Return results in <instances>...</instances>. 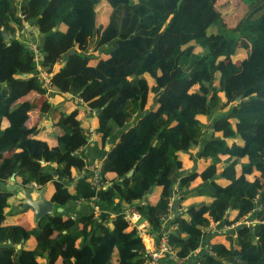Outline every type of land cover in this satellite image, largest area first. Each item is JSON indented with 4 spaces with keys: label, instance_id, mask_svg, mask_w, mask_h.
Here are the masks:
<instances>
[{
    "label": "trees",
    "instance_id": "trees-1",
    "mask_svg": "<svg viewBox=\"0 0 264 264\" xmlns=\"http://www.w3.org/2000/svg\"><path fill=\"white\" fill-rule=\"evenodd\" d=\"M218 1L0 0V264H142L145 246L124 209L133 206L156 235L173 195L183 207L201 199L167 224L179 258L199 248L211 222L254 213L255 222L211 238L212 252L193 264H264V0H241L233 26ZM25 24L31 40L18 34ZM30 93L79 98L97 109L98 136L118 135L100 162L105 188L92 187L78 153L89 141L81 108L61 104L49 145L26 125L36 106ZM149 96L155 106L147 110ZM53 106L44 99L39 111ZM193 148L203 164L186 168L182 153ZM13 174L27 188L46 186L49 200L66 187L65 200L92 199L113 214L53 211L27 228L8 219L30 210L12 209L22 204L7 189ZM21 251L30 253L24 262Z\"/></svg>",
    "mask_w": 264,
    "mask_h": 264
},
{
    "label": "crops",
    "instance_id": "crops-1",
    "mask_svg": "<svg viewBox=\"0 0 264 264\" xmlns=\"http://www.w3.org/2000/svg\"><path fill=\"white\" fill-rule=\"evenodd\" d=\"M104 20H105V15H102L100 23H103ZM28 28H29V32H30V30L33 31V28L30 25L25 24L23 26L22 32L24 34H26V31ZM18 34H20V32H18ZM34 34L37 38H39L40 35L36 32V30H34ZM4 69L6 71H9V67H6V66L3 67L2 71ZM9 73L11 74V71H9ZM48 77H49V75H48ZM164 78L165 77H163V79ZM47 87H48V90L51 91L50 86L47 85ZM30 94H32V93H30ZM69 98H70V95L68 93L56 95L52 98L48 97L47 95L46 96L43 95V100L48 99V101L52 105H54L52 107L51 111H49L48 113H44V114L39 111V105L43 100L41 102L33 101L36 104V106L38 107L37 111L39 113L34 112L32 115H30L31 114V112H30L29 118L26 121V125L28 127L35 126L39 137L45 139L49 145H54L56 143L55 139H56V135H57V130H56L53 123L56 120V118L59 116L60 109L63 107L61 104L68 105V102H69L70 105H68V107H69L68 110L74 108L76 106L75 104H77L78 107L81 108V114L79 116V120L81 121V124L87 128L88 133H89V141H88L87 145L85 147L81 148V153L84 154L85 161L87 163L86 168L89 169V167L92 163L100 164L102 158L106 155V152L111 148V146L115 142L118 135L116 134L115 136L105 137V138H101L100 136H98L97 133L94 131L95 124H96L97 109H94V108L91 109L87 103L83 102L79 98H76V100H74V103L67 101V100H69ZM55 105L57 106V108H55ZM154 106H155L154 97L149 96L147 99V103H146L144 108L149 110V109H152ZM198 150H199L198 148H193V149H191V151L189 153H182V156L184 159V164H185L186 168H192V167L199 168L202 166L203 163H202L201 158H197ZM190 154L193 155V158H195L194 161L189 158ZM70 187H71V185L68 186V190L70 189ZM28 189L33 190L34 188H32L30 186V188H28ZM157 192H158V189L154 188L149 193L147 198H149L150 195H151L150 197L152 198V196L156 195ZM66 194H68V193H67V188L65 187L60 193L56 194L52 200L54 203V208H56V207L62 208V212H61L62 214L70 215L74 219H77L83 215L94 214L95 218L97 220H99L100 217L110 216L113 214L111 212L110 208H108L105 205L95 204L93 202V200H81V199H79V200H65ZM14 197H15L14 201L16 202V199H19V198H17L15 194H14ZM178 197H179L178 195H173V200L171 201V204H170L169 209L173 215L179 209L183 208L184 210H186L189 207V205H192V204H195V203H198L201 201V199H199V198L189 197L185 202L187 206L183 207L184 204H181L180 206L177 204L178 203ZM19 200H21L23 202L22 199H19ZM18 205H19L18 203L13 204V208H12L13 211L18 210L16 208ZM253 218H254V213L247 215L245 217L246 223L250 224V223L255 222V220H253ZM8 219L12 222L24 223L27 228H31L32 225L34 224L33 213H32L31 209L24 212V213H21V214H14L13 212L10 211L9 215H8ZM212 223L213 222H211V224L207 228V233H206L201 245L199 246V248L196 249L195 252H193L188 257L183 258L182 260L178 261L177 264H193L194 262H196V259L207 250L208 241L215 236H220V235H218V233L216 231V229L219 228V223H217V224H214V223L212 224ZM242 224H244V223H242ZM20 248H21V246H20ZM20 248H18V249H20ZM20 255H21V261L24 262L25 260H27L29 258L30 253L25 252V251H21ZM40 261L45 262L44 259H41Z\"/></svg>",
    "mask_w": 264,
    "mask_h": 264
},
{
    "label": "built area",
    "instance_id": "built-area-1",
    "mask_svg": "<svg viewBox=\"0 0 264 264\" xmlns=\"http://www.w3.org/2000/svg\"><path fill=\"white\" fill-rule=\"evenodd\" d=\"M27 30H29V28ZM32 49L36 50L35 45H32ZM40 75L41 78L43 79L44 85L47 87V85H49L48 74L44 71H40ZM78 153L83 154L81 153V148L78 150ZM99 167L100 164L98 163H92L89 167L90 182L95 190L103 189L106 186V184H101ZM30 186L34 189L39 188L38 185L35 183H32ZM143 202L144 201H142V203ZM260 207H261L260 204L257 203L255 212H257ZM123 214H124V220L127 222V224L130 227H134L136 229L137 234L140 236V238L144 243L145 254L142 264H162L165 261H171L174 264H177L178 261L183 259V258H179L177 251L172 247V245L169 242L170 228L167 224L173 217V214L171 213L170 209H168L166 215L163 217L162 227L160 228L159 233L156 235L147 232L146 221L141 220L140 213L133 206H129L125 208ZM213 223L214 224L219 223V228L216 229L218 235H222L229 231L233 232L234 228H236L237 225L239 224L242 223L248 224L246 223L245 218L241 221L232 224H228L224 221L213 222ZM207 251H209L210 253L212 252L209 245L207 247Z\"/></svg>",
    "mask_w": 264,
    "mask_h": 264
},
{
    "label": "water",
    "instance_id": "water-1",
    "mask_svg": "<svg viewBox=\"0 0 264 264\" xmlns=\"http://www.w3.org/2000/svg\"><path fill=\"white\" fill-rule=\"evenodd\" d=\"M56 28L57 27H53V30H55ZM22 31H23V27L18 26V32L22 33ZM2 35L5 40L8 39L7 33L3 32ZM26 36L29 40L32 39L29 30L26 31ZM40 37L41 36H39V38ZM67 54H70V52H68ZM65 60L66 58H64L62 61ZM236 100L238 101L239 98H237ZM42 164H44V162H42ZM133 171L134 168L130 169L127 172L126 176L132 175ZM10 180L12 181V183L7 186V189L14 191L16 197L23 200L22 204L18 205L16 208L18 210L31 209L33 213V222L35 225H38L39 221L42 218L52 214L53 211L62 212L61 207L54 208L53 201L45 197L46 186L33 190L28 189L27 187L14 182V174L10 177ZM20 246H21L20 244L17 245L18 248H20Z\"/></svg>",
    "mask_w": 264,
    "mask_h": 264
},
{
    "label": "rangeland",
    "instance_id": "rangeland-1",
    "mask_svg": "<svg viewBox=\"0 0 264 264\" xmlns=\"http://www.w3.org/2000/svg\"><path fill=\"white\" fill-rule=\"evenodd\" d=\"M217 8L222 14L227 26H233L234 23L244 13V6L241 0H219L217 2ZM98 12H99V22H100L101 16L106 13V9L101 7V9ZM262 22H264V20ZM260 28L263 29L264 24H262ZM26 99L30 101H35V102H41L43 100V96L32 93V94H29L26 97ZM35 107L31 110L30 115H32L34 112L39 113L37 111L38 107L37 106Z\"/></svg>",
    "mask_w": 264,
    "mask_h": 264
}]
</instances>
